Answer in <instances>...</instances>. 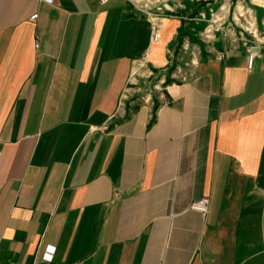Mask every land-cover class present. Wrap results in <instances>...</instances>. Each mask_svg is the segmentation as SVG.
Masks as SVG:
<instances>
[{
	"label": "crops",
	"instance_id": "obj_1",
	"mask_svg": "<svg viewBox=\"0 0 264 264\" xmlns=\"http://www.w3.org/2000/svg\"><path fill=\"white\" fill-rule=\"evenodd\" d=\"M168 3L0 0V264H264V39Z\"/></svg>",
	"mask_w": 264,
	"mask_h": 264
},
{
	"label": "built area",
	"instance_id": "obj_2",
	"mask_svg": "<svg viewBox=\"0 0 264 264\" xmlns=\"http://www.w3.org/2000/svg\"><path fill=\"white\" fill-rule=\"evenodd\" d=\"M131 1L135 5H138L139 7H141V9L146 13V15L148 16L151 22V40L154 42L158 41L160 39V31L162 29L164 17L166 16L167 12L173 11V6L169 5L168 3L169 0H165L164 2H161L159 0H131ZM243 2L244 0H224L223 3L217 8L210 9L209 17H207L206 19L207 24L200 32V37L202 38V40L206 42H210L216 38V33H218L219 31H223V25L225 23L224 19L226 16L225 14L226 12H229L231 6L234 7V11L238 13V16H243L245 14H248V16L250 17V11L249 9L247 10L245 9ZM177 5H179L178 2H177ZM199 16L201 18L206 17L204 13H199ZM34 17H36V14L32 16V18ZM236 19H238V17H236ZM249 32H251L252 39L239 37V38L232 40V42L237 43L238 41H241L242 44L245 47H247L249 50L254 45L256 46L258 43L263 42L264 37L258 33V30L256 27H253V30H249ZM182 48L184 50L189 49L188 42H185L182 45ZM254 58H255V53L252 51H249L248 57H247V67L249 70H251L253 67ZM190 64L196 65L194 58L191 59L188 65ZM147 75L152 76L153 72L151 70H148ZM174 76L180 80H185L187 78V72H185L184 70L182 71L178 69V71L176 72ZM159 81L162 83L165 82V80L161 78ZM105 128L106 126H102V127L92 126L93 130L105 129ZM208 204H209L208 197H202L201 199L194 201L191 204V208L201 213H206L208 209ZM52 250L48 252V254H46V257H48V259L51 258L52 256Z\"/></svg>",
	"mask_w": 264,
	"mask_h": 264
},
{
	"label": "rangeland",
	"instance_id": "obj_3",
	"mask_svg": "<svg viewBox=\"0 0 264 264\" xmlns=\"http://www.w3.org/2000/svg\"><path fill=\"white\" fill-rule=\"evenodd\" d=\"M161 2H164L165 0H159ZM176 1V0H174ZM224 0H220V3L218 6H220L223 3ZM245 3V2H244ZM245 5V4H244ZM217 6V7H218ZM249 8V7H248ZM245 6V9H248ZM264 8V6H263ZM234 7L231 6L229 12H226V16L224 19V25H223V31H219V34L224 35L227 39L229 40H234L236 38H248L251 39L252 35L251 32H249V30H253V27H256L258 30V33L261 35V32L258 28V24H257V17L255 15L254 11H250V17L248 16V14H245L243 16H238V13L235 11L236 16L238 17V19H236L235 15H234ZM210 13V11H209ZM209 17V15H208ZM235 17V19H234Z\"/></svg>",
	"mask_w": 264,
	"mask_h": 264
}]
</instances>
